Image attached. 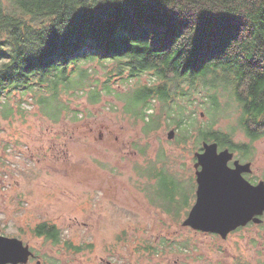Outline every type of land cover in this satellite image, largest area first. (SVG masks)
<instances>
[{
  "label": "trees",
  "instance_id": "obj_1",
  "mask_svg": "<svg viewBox=\"0 0 264 264\" xmlns=\"http://www.w3.org/2000/svg\"><path fill=\"white\" fill-rule=\"evenodd\" d=\"M146 74L153 75L150 84L124 95L114 88ZM15 93L31 96L56 124L74 113L70 97L98 104L116 95L145 134L166 122L178 131L177 144L217 139L214 125L228 118L246 132L247 123L264 129V0H0L4 119L17 113ZM76 113L73 121L80 120ZM165 159L161 151L136 170L157 181L147 187L152 202L180 220L188 207L185 186ZM34 234L61 243L56 225L39 224Z\"/></svg>",
  "mask_w": 264,
  "mask_h": 264
},
{
  "label": "rangeland",
  "instance_id": "obj_2",
  "mask_svg": "<svg viewBox=\"0 0 264 264\" xmlns=\"http://www.w3.org/2000/svg\"><path fill=\"white\" fill-rule=\"evenodd\" d=\"M103 73L97 75L102 81ZM152 81L146 74L118 80L114 88L124 95ZM70 98L74 113L58 124L20 93L11 97L15 116L0 115V235L29 246L34 257L28 264H264V241L243 232L227 239L195 232L183 225L185 215L175 220L148 196V185L157 181L141 176L136 165L162 151L168 173L185 183L195 137L177 144L178 131L166 122L145 134L143 122L127 114L116 95L98 104ZM75 111L79 121L72 120ZM229 123L235 118L217 128ZM258 147L264 166V143ZM42 223L57 226L61 243L34 234ZM68 241L84 249H70Z\"/></svg>",
  "mask_w": 264,
  "mask_h": 264
},
{
  "label": "flooded vegetation",
  "instance_id": "obj_3",
  "mask_svg": "<svg viewBox=\"0 0 264 264\" xmlns=\"http://www.w3.org/2000/svg\"><path fill=\"white\" fill-rule=\"evenodd\" d=\"M219 124L220 123L214 125V128L219 130L217 139L208 140L204 137L196 138V142L191 148L189 160L192 166L188 167L186 162L188 177L184 183V190L181 191L183 195H186L185 202L188 204L184 213L185 217L182 222L183 224L189 218L198 200V172L202 171V166L198 164L199 155L205 153L206 144H216L218 154L227 152L226 156L228 157V155H230L226 162L227 169L225 171L228 173L229 177L218 176L217 180L211 178L205 180L208 186H212V184H217L219 186L220 196H230L235 190L240 191V189H242L243 192H238L237 198L240 201V207L246 208L248 202L250 203L251 197L249 192L251 188L261 184L264 185V166L259 165L258 162L260 159L258 144L261 142L264 143V129L255 128L259 125H263L247 123L246 126L250 128V131L246 132L238 127L243 125L242 123H229L226 128H217ZM232 128L236 129L230 130ZM187 141L192 142V138L187 139L186 142ZM261 154L263 155V152H261ZM176 178L180 180L178 177ZM207 193H209V191H207ZM178 200L183 204L184 199L179 198ZM250 207L251 205L249 208ZM188 228L198 233H207L209 235L221 237L222 239H227L230 235L243 232L247 239L264 241V212L260 215H254L244 226H240L236 230L230 232L226 238H223L220 234L194 230L191 227Z\"/></svg>",
  "mask_w": 264,
  "mask_h": 264
},
{
  "label": "water",
  "instance_id": "obj_4",
  "mask_svg": "<svg viewBox=\"0 0 264 264\" xmlns=\"http://www.w3.org/2000/svg\"><path fill=\"white\" fill-rule=\"evenodd\" d=\"M174 134L175 131H172L171 136ZM205 148V153L199 155L198 164L202 166V171L198 172V200L183 225L226 238L230 232L244 226L254 215L264 212V185L251 188V199L246 208L240 207L237 198L238 192H243L242 189L235 190L230 196H220L219 186H208L205 180H217L218 176L229 177L225 171L230 155L227 157V152L218 154L216 144H206ZM31 257L32 251L22 240L0 235V264H28Z\"/></svg>",
  "mask_w": 264,
  "mask_h": 264
}]
</instances>
